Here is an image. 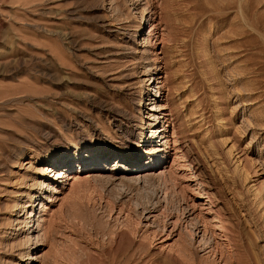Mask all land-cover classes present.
Segmentation results:
<instances>
[{
	"label": "rangeland",
	"instance_id": "374dc122",
	"mask_svg": "<svg viewBox=\"0 0 264 264\" xmlns=\"http://www.w3.org/2000/svg\"><path fill=\"white\" fill-rule=\"evenodd\" d=\"M0 264H264V0H0Z\"/></svg>",
	"mask_w": 264,
	"mask_h": 264
},
{
	"label": "bare ground",
	"instance_id": "6f19581e",
	"mask_svg": "<svg viewBox=\"0 0 264 264\" xmlns=\"http://www.w3.org/2000/svg\"><path fill=\"white\" fill-rule=\"evenodd\" d=\"M142 19H144V17ZM144 20H145V23H150V26H151L150 27V31L148 32V39L150 40L151 39V35L153 34L152 32L154 30V25L152 23L153 19L150 16L148 18V20L146 18ZM160 78L161 77H159V73L156 72L154 74L153 73L148 74V78L146 80L147 83H148V94H147V96L149 97V100H153V104H152V106L150 108V111L148 113L150 134H149L148 140L145 142V144L147 146V149H146V153L144 154V156H145L144 160H146L147 162L144 163V164H142V163L138 164V162H140V160H138L136 162V164H134V165H133V162H130L129 164L133 165L132 166V170H130L132 172L130 174L126 173L125 175L120 176L119 177L120 180L131 181V182L135 181L136 182L139 179L140 180L143 179L145 177V175H147V174L144 173L145 171L154 170L156 168L161 167L162 164H163L162 163L163 161H161V159H159L158 156H160V154H161V150H162V147H163L164 143H169V142H165L164 141L166 139L165 131L162 130L159 127V124L161 123V122H159L160 119H162L163 122L168 123V116L165 113V105L162 103V101L160 99L162 91L164 89L163 88L164 84H163L162 81L159 80ZM79 154L75 153V155H71V156L68 155V157L66 159H69V160L65 161V162L63 161L65 164H67L66 167L69 168L71 166L70 165L71 163L76 162V161H74V157H76L77 162H83L85 165H86V162L88 160L89 161L93 160L94 161V165L92 166L93 169H95L97 166H101V157L103 155L100 154V148H98L97 150H92V149H91V151L88 150V151H86V154H82V155H79ZM109 155L110 156H115V159H116V158H119L121 156V153L117 152V151H113V152L109 153ZM56 167H57V164L55 163L54 165H52V166H50V167H48L46 169L44 168L45 169V171L43 172L44 177H47L48 174H50V173L52 174L53 171H56V173L54 175H49L48 176L49 178L51 177L52 180H54L56 183H59L61 180H65V179H67V180L74 179V182H75V180L77 178L78 179L81 178L78 175H73V174L67 175V170L64 171V168H63V170L62 169L56 170L57 169ZM83 167L85 168L86 166H81V170L84 169ZM121 167H123V166H121ZM121 167H117L115 169V171H117V172L120 171ZM126 167H128V165ZM125 171H126V169H125ZM36 183H37V189L40 192L43 190V188L50 186V183H47V181H45V180H38ZM53 188H55V187H52V189ZM23 203L24 202H20V203L18 202L17 207L14 210L17 211L19 209L18 211H20L22 209H25L26 207L24 206ZM43 210L44 211L47 210V206L46 205L43 206ZM19 213H21V212H19ZM19 213H17L15 221H16V223L18 225H21L19 227V229L17 228L18 230H21L23 228L22 225L24 224V221L22 219H20L21 216H20ZM12 214H14V213H12ZM194 215H195V212L192 209L187 210V212H186V220L185 221H186V223L188 225V229H189L190 233L192 234L191 236H193V237L200 236L201 237V241L203 239H204V241H206L205 240V235L207 233V231H206L207 229H205L206 227L205 228L203 227L204 226L202 224L203 221L199 218V216L195 217L196 215L195 216ZM193 220L194 221H199V222L198 223L197 222H193V223L191 222L190 223V221H193ZM29 221L30 222L32 221V213L26 217V222H29Z\"/></svg>",
	"mask_w": 264,
	"mask_h": 264
}]
</instances>
